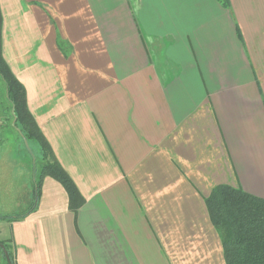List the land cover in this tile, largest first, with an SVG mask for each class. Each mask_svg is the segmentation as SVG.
Segmentation results:
<instances>
[{
	"label": "crops",
	"instance_id": "obj_1",
	"mask_svg": "<svg viewBox=\"0 0 264 264\" xmlns=\"http://www.w3.org/2000/svg\"><path fill=\"white\" fill-rule=\"evenodd\" d=\"M0 10L3 57L84 199L72 211L44 176L33 212L0 218L14 264H224L204 198L218 184L264 197V0ZM34 172L23 185L0 167V214L28 206Z\"/></svg>",
	"mask_w": 264,
	"mask_h": 264
},
{
	"label": "trees",
	"instance_id": "obj_2",
	"mask_svg": "<svg viewBox=\"0 0 264 264\" xmlns=\"http://www.w3.org/2000/svg\"><path fill=\"white\" fill-rule=\"evenodd\" d=\"M0 81L9 104L11 121L25 141L39 147L33 189L28 206L0 218L17 220L33 212L41 193L44 176L58 181L66 190L69 208L76 212L84 199L75 183L56 159L53 150L31 114L23 84L14 76L2 54V13L0 10ZM33 155V159H34ZM35 160V159H34ZM210 222L219 234L224 264H264V197L240 187L218 184L204 198ZM14 264L10 248L3 243Z\"/></svg>",
	"mask_w": 264,
	"mask_h": 264
},
{
	"label": "rangeland",
	"instance_id": "obj_3",
	"mask_svg": "<svg viewBox=\"0 0 264 264\" xmlns=\"http://www.w3.org/2000/svg\"><path fill=\"white\" fill-rule=\"evenodd\" d=\"M8 106L4 86L0 81V167L4 163H11L17 175L19 174L17 182L30 184L33 168L38 165L39 147L33 141H25L20 130L13 126ZM1 197L3 198L2 195ZM7 233L5 224L0 222V239H4ZM5 262L0 252V264H6Z\"/></svg>",
	"mask_w": 264,
	"mask_h": 264
},
{
	"label": "water",
	"instance_id": "obj_4",
	"mask_svg": "<svg viewBox=\"0 0 264 264\" xmlns=\"http://www.w3.org/2000/svg\"><path fill=\"white\" fill-rule=\"evenodd\" d=\"M0 247H1V249H2V251H3V253H4V255H5V258H6V260H7V263H8V264H11V262H10V258H9V255H8V252H7L6 248L4 247L3 244H0Z\"/></svg>",
	"mask_w": 264,
	"mask_h": 264
}]
</instances>
